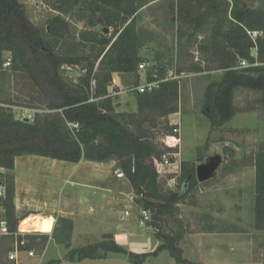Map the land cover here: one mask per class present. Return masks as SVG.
Here are the masks:
<instances>
[{"label":"trees","instance_id":"16d2710c","mask_svg":"<svg viewBox=\"0 0 264 264\" xmlns=\"http://www.w3.org/2000/svg\"><path fill=\"white\" fill-rule=\"evenodd\" d=\"M150 1L154 0H54L58 14L49 18L42 28L30 22L20 0H0V167L7 171L0 172V184L5 189L4 218L10 232L0 236V264H16L3 257L15 241L24 239L21 248L40 255L49 237L67 250L64 259L69 262L105 259L114 253L126 255L134 264H142L148 257L166 250L176 264H196L183 258L179 248L184 231L161 232L162 224L167 221L165 216L172 215L174 206L195 188V164L182 161L177 189L161 190L158 163L162 151L151 131L157 127L159 118L179 110L178 80L165 79L162 68L156 76L148 72L146 80L159 82L149 92L135 91V113L117 112L113 97L109 96L113 73L131 74L135 76L133 86L138 85V65L146 60L140 53L143 39L136 26L137 12ZM208 1L178 0L177 13L192 19L194 11ZM231 2L229 25L222 30L223 10L217 9L213 40L202 47L211 51L212 57L219 61L218 67L223 69L220 79L209 83L204 94L203 111L211 128L224 125L238 112L233 103L237 89L264 91V8L251 7L246 0ZM228 6L227 3L226 18ZM69 8L86 20L85 28L78 33L71 32L70 23L61 15ZM96 26L101 29H94ZM252 32L259 35L253 38ZM183 34L177 30L178 36ZM253 48L255 57L251 55ZM5 52L10 57L8 67L2 66L7 57ZM241 59L248 61V65L236 68L237 60ZM64 65L79 67L77 77H63ZM13 73L23 74L36 88L37 102L30 97L25 106L43 112L34 113L32 120L17 118L8 107L15 101L8 92ZM74 123L78 126L74 127ZM25 154L73 163L82 159L117 161L135 194L140 196L137 204L150 211L147 224L154 227V237L160 243L151 252L135 253L116 243L110 234H103L99 241L71 247L73 221L60 215L55 216L50 234L15 235L18 218L12 170L14 158ZM252 165L255 228L264 229V141L253 154ZM45 264H61V260L51 259Z\"/></svg>","mask_w":264,"mask_h":264},{"label":"rangeland","instance_id":"374dc122","mask_svg":"<svg viewBox=\"0 0 264 264\" xmlns=\"http://www.w3.org/2000/svg\"><path fill=\"white\" fill-rule=\"evenodd\" d=\"M20 1L24 5L28 19L34 26L43 28L49 18L58 14L54 7V0ZM214 1L209 0L207 4H203L200 14L196 15L202 21L201 27L186 26L176 18L174 10L177 2L160 0L144 7L138 13L137 27L144 30L140 53L145 57L146 64L137 73L138 84L144 81L148 72L152 71L157 74L160 68L164 69L165 78L177 79L179 82L177 104L179 110L164 118H159L157 127L151 130L155 134V141L162 154H170L169 157L174 162L167 166L162 163L161 158L159 159L158 183L160 189L163 191L177 189L182 161L193 162L196 167L198 164L208 162L215 155L221 157V163L214 171L213 176L204 182H199L196 179L195 188L188 193L185 200L174 206L172 215L165 216L167 221L162 224L161 232L182 230L187 234L196 235L203 244L221 239L236 246L239 242L238 236H209L198 231L206 222L207 215L211 216L214 221H219L218 223L213 222L217 228L229 227V225L240 228L250 225L254 186L252 157L258 149L259 143L264 141V91L237 89L234 93L233 103L238 112L224 125L211 128L203 111L204 94L209 83L220 79L223 69L218 67L219 61L212 57L211 51H204L202 47L210 43L214 37L213 28L216 16L213 14V10H224L227 3L229 6L232 5L231 0L230 2L227 0ZM246 1L251 7L264 8V0ZM61 15L70 23L72 33H78L86 26V20L79 18L75 14V10L71 8L67 12H62ZM170 20L173 24L169 22ZM227 26L226 23L225 29ZM94 29H101V27L96 26ZM177 29L183 31L184 34L178 36ZM251 35L256 37L259 32H252ZM5 55L9 56V53L5 52ZM251 55L256 56L255 48L251 49ZM240 66V60H237L235 67L240 68ZM61 69L63 77L69 78H76L80 72L79 67L76 66L64 65ZM134 80L135 76L133 75L119 78V86L116 87V90H121V93L116 95L113 100L115 110L119 113L136 112L135 91L129 90L130 87H134ZM8 92L15 99L9 109L17 118L24 119L26 116L32 115V110L25 105L27 98L33 97L35 100L38 93L23 74L13 73ZM41 112L43 109L38 110V113ZM130 127H134V125L130 124ZM117 168V161L109 160L80 169L81 173L85 175L84 177H87L84 179L86 183L99 187L102 185L110 189L108 193L112 197L113 204L110 203V205L115 206L113 208L116 210H112L108 214L109 220L114 224L132 223V228L136 231L147 229L153 236L152 241L155 244H153V248L155 249L156 244L160 243L157 238H154L156 230L148 224L146 226L138 224L135 218L138 217L141 207L137 204L136 199H139L140 196L135 194L126 177H116L115 170ZM171 177L174 178L176 184H167ZM64 187L65 192L71 189L69 183H65ZM76 189L81 188L76 187ZM84 190L87 192L82 194L83 198L85 200L92 199L93 195L89 190ZM123 209H128L135 218L131 216L120 220L119 215ZM33 216H36V222H41L42 215ZM29 224L27 223L25 227H30ZM78 228V225L74 227L71 247L82 246L102 239V235L99 236L96 233V230L100 232L99 227L92 231V236H94L92 239V236L88 239L86 237L80 239ZM66 253L67 250L63 246H58L49 250L44 254V257L46 259L61 258V264H132L124 255L114 253L109 254L105 259L86 258L81 261L69 262L64 259ZM38 254L34 251V257ZM3 257L10 260L8 255ZM36 260V258L28 257L26 252H20L15 263L30 264ZM142 264H176V262L169 252L164 250L157 256L147 258Z\"/></svg>","mask_w":264,"mask_h":264},{"label":"crops","instance_id":"0c3cea01","mask_svg":"<svg viewBox=\"0 0 264 264\" xmlns=\"http://www.w3.org/2000/svg\"><path fill=\"white\" fill-rule=\"evenodd\" d=\"M157 1L160 0H154L144 4L138 9L137 13L143 10L144 7L149 6ZM227 1L230 2V0ZM202 8L203 4L191 15L192 19H185L184 14L179 16L177 13V9H175L174 11L176 12V18H178L179 21L182 22V24L192 27H201L202 21L199 20L196 15L200 14L199 12L200 10H202ZM230 9L231 5L228 9L227 18L224 13L225 9L222 13H220V16L223 20V31L225 30L226 23L227 25H229L228 19H231ZM216 10L217 9L213 11L215 12ZM137 22L138 14L136 26ZM169 22L173 24L172 20H170ZM215 22L216 19L214 21V25ZM137 30L142 34V39H144V30L139 29L138 27ZM130 75L131 74L126 73H113V82L109 87V91L110 89H116V87L119 86V78L127 77ZM154 76L156 75L154 74ZM120 93L121 92L115 94L113 96V100L115 99V96ZM10 106L12 105H9L8 107ZM29 109L32 110V116L34 115V113L38 112V110H41L35 108ZM96 163L100 164L103 162L82 159L79 162L73 163L64 160L53 159L46 156L31 154L16 156L14 158V169L12 170V172L14 174L15 180L14 205L15 216L18 218L17 231H19L21 234L31 233L30 231L28 232L19 230L18 225L22 221V219L28 217L29 215L39 214L42 215V217H44L46 220H51L52 225L50 231L42 232L50 234L55 223V215L57 214L72 219L73 230L74 227L78 225V237L80 239H85V237L86 239H88V237L92 236V231L99 227L101 230L100 232H97L96 230L97 235L101 236L103 234H110L116 243H118L127 250H130L135 253H146L153 251V236L147 231V229H144L143 231H136L132 228V223L114 224L109 220L108 214L112 210H116V208H113L115 206H112V197H110V194L108 193L110 192V189L102 185L99 187L97 185L93 186L86 183V180L84 179H87V177H84L85 175L81 173L82 170L80 169L84 166L92 167L93 164L95 165ZM68 164H70V166H67ZM252 166L254 168V165ZM0 172H6V170L0 167ZM65 183H69V185L71 186L70 188L72 190L70 189V191L65 192ZM76 187H80L81 189H76ZM84 189L89 190L91 195H93L92 199L85 200V198H83L82 194L84 195V193L87 192ZM100 196L101 199L99 200ZM254 200L255 168L252 198V216L250 218V225H248V227L242 226L240 228H237L232 225H229V227L227 226L217 228L215 226V223L213 222L218 223L219 221H214L211 216L207 215L206 222L198 231L202 234H207L209 236H238V244L235 246L232 245L230 242H226V240L221 239L220 241L214 239L215 241L203 244L199 241V237H197L196 235L187 234L186 232H184L181 235L178 243L183 258L196 264H264V229L255 228ZM110 203L112 205H110ZM123 214L124 209L119 215L120 220L128 218L125 217L121 219V216ZM131 216L135 218V216ZM208 224L209 226L211 225L210 228H208ZM103 226L105 227L103 228ZM92 238H94V236H92L91 239ZM158 244L159 243H157L156 246ZM58 246L61 245L56 244L51 239V237H49L46 246L40 255H37L36 257L27 255L30 258L37 259L36 262H31L30 264H45L51 259H61H46L44 257V254H46L49 250H52L53 248H56ZM109 254L111 255V253ZM109 254L107 255V257L109 256ZM124 256L129 262L134 264L126 255Z\"/></svg>","mask_w":264,"mask_h":264},{"label":"built area","instance_id":"2783aa9c","mask_svg":"<svg viewBox=\"0 0 264 264\" xmlns=\"http://www.w3.org/2000/svg\"><path fill=\"white\" fill-rule=\"evenodd\" d=\"M169 1H172V2H177L178 0H169ZM254 38V37H253ZM257 64V63H255ZM10 65V57L7 56L3 62V67H8ZM240 65L241 66H247L248 64H246V60L245 59H241L240 60ZM145 67V63H141L138 65V69H143ZM176 78V76H174ZM165 79H168V78H165ZM158 82L157 80H152V81H148V80H144L143 82H141L140 84L134 86V87H130L129 90H134L136 92H149L151 91L152 89H154L155 87H157L158 85ZM121 90H116L114 88L110 89L109 91V96L113 97L115 94L119 93ZM25 119H32V115H28L25 117ZM74 127H77V123H74L73 124ZM170 154L168 153H163L161 154V161L163 164L167 165V166H170L172 164H174V162L170 159L169 157ZM175 167L178 168L177 165H175ZM175 172H177L175 170ZM115 175L116 177L120 178V177H125L123 172L120 170V168H117L115 170ZM170 183H175V180L173 177H171L170 179H168V182L167 184H170ZM5 196V189H4V186L2 184H0V236H3V235H10V232L8 230V226H7V222L4 218V205H3V198ZM131 216V213L128 209L124 210V214L121 216V219L125 218V217H130ZM137 219V222L139 225L141 226H146L148 221H150L151 219V213L149 210H146V209H140L139 211V215L138 217L136 218ZM18 234H21L19 231H16L15 235H18ZM25 244V240L22 239L21 241H15L14 244H13V247L12 249L8 252V258L10 260H13L16 262L17 258H18V255L20 252H26L28 256H34V253L32 250H23L21 247Z\"/></svg>","mask_w":264,"mask_h":264},{"label":"water","instance_id":"95a60500","mask_svg":"<svg viewBox=\"0 0 264 264\" xmlns=\"http://www.w3.org/2000/svg\"><path fill=\"white\" fill-rule=\"evenodd\" d=\"M221 157L215 155L206 163L198 164L195 167V177L199 182H204L213 176L214 171L219 167Z\"/></svg>","mask_w":264,"mask_h":264},{"label":"bare ground","instance_id":"6f19581e","mask_svg":"<svg viewBox=\"0 0 264 264\" xmlns=\"http://www.w3.org/2000/svg\"><path fill=\"white\" fill-rule=\"evenodd\" d=\"M36 216H29L24 221L20 222L18 229L21 231H38V232H48L51 229V220H46L41 216V222H36ZM27 223H30L28 228L24 227ZM39 224V226H38Z\"/></svg>","mask_w":264,"mask_h":264}]
</instances>
